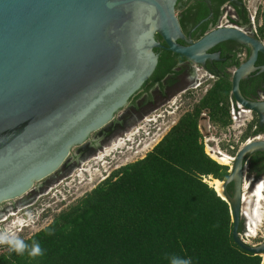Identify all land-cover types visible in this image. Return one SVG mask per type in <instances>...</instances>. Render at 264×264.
I'll return each mask as SVG.
<instances>
[{"label":"water","instance_id":"water-1","mask_svg":"<svg viewBox=\"0 0 264 264\" xmlns=\"http://www.w3.org/2000/svg\"><path fill=\"white\" fill-rule=\"evenodd\" d=\"M173 5L174 0H0V204L59 169L72 147L125 106L156 64L152 48L162 45L155 32L167 50L198 66L220 59L207 51L221 42L250 48L249 58L233 71L231 96L262 125L264 101L245 98L239 88L258 52L264 54L261 41L237 27L187 40ZM253 152H264V140L238 149L217 194L229 205L233 241L264 258V240L248 244L245 225L239 231L243 160Z\"/></svg>","mask_w":264,"mask_h":264},{"label":"trees","instance_id":"trees-1","mask_svg":"<svg viewBox=\"0 0 264 264\" xmlns=\"http://www.w3.org/2000/svg\"><path fill=\"white\" fill-rule=\"evenodd\" d=\"M206 13L202 7L197 19ZM257 18L264 40V0ZM175 56L162 51L152 81L184 59ZM230 98L228 75H218L146 155L112 171L46 227L21 237L38 241L44 256L33 260L5 250L0 264H168L171 255L190 257L193 264H264V258L233 241L229 205L204 180L224 181L229 172L206 153L199 120L206 113L225 128L231 122ZM254 124L242 139L253 134ZM260 154L254 153L251 162ZM262 168L255 165L258 174ZM227 189L231 193V184Z\"/></svg>","mask_w":264,"mask_h":264},{"label":"rangeland","instance_id":"rangeland-1","mask_svg":"<svg viewBox=\"0 0 264 264\" xmlns=\"http://www.w3.org/2000/svg\"><path fill=\"white\" fill-rule=\"evenodd\" d=\"M246 4L250 14L255 19L256 26H258L257 13L262 6V0H246ZM198 74L199 79L197 82L201 81L199 86L189 88L186 92H183L184 90L178 91L158 105L157 109L149 113H144L147 115L143 117H141L142 115H136L137 120L133 117L128 127L123 129V132L114 134L103 144L97 141L96 144L100 145V147L94 152H86L80 155L77 149L83 148L87 144L89 145L90 140L94 139V134L98 130L92 132L79 146L72 147L68 157L64 160V163H69L65 173L56 179L49 180V184L41 189L38 188V185H42V181L52 178L62 167L40 182L34 183L35 188H38L39 191L34 193L26 201L24 206L17 204V207L11 209L8 207L11 201H4L0 204V229L9 228L14 230L20 237H30L32 234L46 227L60 211L75 204L84 194L93 189L112 171L146 155L178 121L180 116L190 111L205 94L206 90L213 84V77H206L202 70ZM202 75H205L204 78L207 79L206 81H203ZM124 110L125 107L123 108ZM241 120L242 123H245V115L241 114ZM199 123L203 133L202 140L205 142V150L207 153H211V156L213 155L211 152L212 149H219L233 155L242 144L244 145L248 138H252L249 135L242 139L246 128L241 135L240 142L232 143L234 145V151H230L227 140L224 138L225 133H222L223 128L209 121L206 113L201 115ZM242 128L244 127L240 126L238 129ZM236 135L238 136L239 133H236ZM209 179L211 178H205L204 180L208 183ZM246 181L243 186L247 185L249 187L248 180L246 179ZM33 189L31 188V190ZM254 189L255 187L248 188L246 198L242 200L243 212H249L248 214H250V217L245 218L243 223H249L253 230L250 236L244 237V240L251 245H257L264 240V200L257 209L256 198L252 196ZM18 198L12 200L17 201ZM6 207L7 210L2 211ZM256 212H258V215ZM5 250V247H0V253Z\"/></svg>","mask_w":264,"mask_h":264},{"label":"flooded vegetation","instance_id":"flooded-vegetation-1","mask_svg":"<svg viewBox=\"0 0 264 264\" xmlns=\"http://www.w3.org/2000/svg\"><path fill=\"white\" fill-rule=\"evenodd\" d=\"M209 2L210 6H208L205 0H174V13L177 17L181 32L187 40L195 41L205 33L218 27H237L249 36L259 39L264 46V40L259 35L258 27L256 26L254 17L250 14L246 0H209ZM202 7L207 9V13L200 19H197ZM153 38L156 42H159L162 45L161 47L152 48V53L156 56V64L153 70L149 72L140 87L130 93L124 106L125 110L123 111L124 107H122L119 111L114 113L113 119L103 128L95 132L94 139L90 140L89 145L87 144L83 148L81 147L77 149L78 154L83 155L86 152H94L100 147V145L96 144L97 141L98 143L103 144L114 134L123 132V129L128 127L130 120L133 117L137 120L136 115H142L141 117H143L147 115L144 113H149L157 109L158 105L166 101L168 97L174 95L178 91L184 90L183 92H186L189 88L199 86L201 81L197 82V80L199 79L198 73L201 70L206 77H213L214 81L217 79L218 75L225 76V74L228 75V79L231 81L235 68L246 62L251 53V49L244 45L233 41H224L207 51L212 54L218 53L220 59L212 61L206 60L205 64L202 66L195 65L185 58L183 60H178V54H176L177 56L174 57V60L177 59V61L170 68L169 72H166V74L160 79L152 81V76L157 67L160 54L162 51H169L162 38L156 32L154 33ZM176 42L187 45L185 40L177 39ZM222 54L228 57V62H234L235 64H227V59ZM205 75L201 76L203 77V81L207 80L204 78ZM239 88L240 91L242 88L244 89V94L242 95L245 98L253 101H264L263 53L258 52L253 66L249 69L245 77L240 80ZM230 99L232 104L237 102L232 99V96ZM251 117L252 122L256 120V124L252 127L253 134H251L250 137H258V140H264V120L262 125H259L257 114L252 110ZM254 153L256 152L247 155L243 160L242 189L244 188L243 185L244 182H246V179L249 184V187L247 188H254L256 183L264 176V155L260 154L256 156V161L251 162V157H254ZM63 164L60 166L62 167L61 170L53 175L52 178L42 181V185H38V188L41 189L49 184V180L56 179L65 173L69 163ZM255 165L257 168L263 167L260 174L257 173ZM33 188V190H30V193L28 192V194L21 196L17 201L9 200V202L11 201V204H9L8 207L13 209L17 207V204L24 206L26 201H28L34 193L39 191L35 186ZM3 210H7V207L5 209L3 208L2 211ZM243 220H245V218L242 217L241 203L239 231L245 225Z\"/></svg>","mask_w":264,"mask_h":264},{"label":"clouds","instance_id":"clouds-1","mask_svg":"<svg viewBox=\"0 0 264 264\" xmlns=\"http://www.w3.org/2000/svg\"><path fill=\"white\" fill-rule=\"evenodd\" d=\"M48 235H54V232L50 231ZM0 247H5L9 254L15 253L17 256L27 255L33 260L45 255V250L38 241L26 242L14 230L9 228L0 229ZM167 259L168 264H193L190 257L171 255Z\"/></svg>","mask_w":264,"mask_h":264},{"label":"built area","instance_id":"built-area-1","mask_svg":"<svg viewBox=\"0 0 264 264\" xmlns=\"http://www.w3.org/2000/svg\"><path fill=\"white\" fill-rule=\"evenodd\" d=\"M241 114L245 115V119H246L245 120V123H242ZM230 118H231L230 124L227 125L225 128H223L222 133H225V137L224 138H226V140H227V145H229L230 151H234V145H232V143L233 142L234 143L240 142L241 135H242L243 131L248 127L247 125H249L252 122V119H251L252 118L251 117V110L250 109H247V108H244L238 102H235V104H232L231 103V107H230ZM246 122H247V124H246ZM240 126H243L244 128L238 129ZM236 133H239V135L237 136ZM204 139H205V137H204ZM252 140H258V137L251 138V139L248 138L246 140V142L252 141ZM211 152L213 154L217 155L220 158L222 157V155H225V157L228 159V162H226L225 164L220 163L221 161L218 160V159H215V158H213V159L215 161H217L218 163L227 166L228 167V172H230L231 171L232 164H233V160H234V157H235V154L236 153L234 152L233 155H230V154L225 153V152H223V151H221L219 149H214V150L212 149ZM206 153H207V151H206ZM207 154L212 158L211 153L208 152Z\"/></svg>","mask_w":264,"mask_h":264},{"label":"bare ground","instance_id":"bare-ground-1","mask_svg":"<svg viewBox=\"0 0 264 264\" xmlns=\"http://www.w3.org/2000/svg\"><path fill=\"white\" fill-rule=\"evenodd\" d=\"M126 139V138H125ZM212 157H214L215 159L220 160L222 163H226L228 162V159L225 157V155H222V157H218L217 155L213 154ZM220 162V163H221ZM247 182V181H246ZM209 185L218 193V194H222V182L218 179H209L208 180ZM247 185L244 186V190H243V200H245V196L247 195L248 191H247ZM253 192V191H252ZM252 196H254L256 198V207L257 209L260 207V204L263 202L264 200V176L257 182V184L255 185V189L254 192L252 193ZM246 212V211H245ZM251 212V211H250ZM249 213V212H248ZM247 212L244 213L242 210V217L244 218H249L250 214H248ZM258 212H256L257 214ZM253 214V213H252ZM258 215V214H257ZM259 217V216H258ZM255 218V216H254ZM252 219V218H251ZM255 221V220H254ZM257 222V221H256ZM254 226V225H253ZM252 227L249 223H245V229H244V233L242 234V237L244 238L245 236H250L252 234ZM255 231V230H254ZM255 233V232H254Z\"/></svg>","mask_w":264,"mask_h":264}]
</instances>
